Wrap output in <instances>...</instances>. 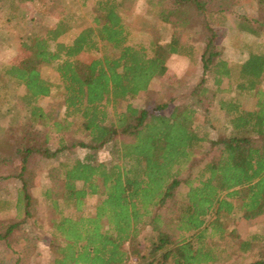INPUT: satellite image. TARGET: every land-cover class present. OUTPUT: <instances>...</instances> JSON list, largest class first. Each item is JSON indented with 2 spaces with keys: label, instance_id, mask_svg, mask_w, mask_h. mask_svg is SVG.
I'll return each mask as SVG.
<instances>
[{
  "label": "trees",
  "instance_id": "16d2710c",
  "mask_svg": "<svg viewBox=\"0 0 264 264\" xmlns=\"http://www.w3.org/2000/svg\"><path fill=\"white\" fill-rule=\"evenodd\" d=\"M238 1L146 0L148 13L175 26L168 40L143 43L124 21L133 0H77L44 32L21 38L18 61L2 66L24 87L18 99L26 113L0 127V180L20 185L15 200H0V212L15 208L0 214V243L14 254L0 264H32L37 240L22 225L37 223L32 183L41 161L107 144L106 161L87 154L48 168L45 264H225L243 253L252 256L246 264H264L262 236L243 240L226 229L235 211L247 219L264 214V44L241 62L226 60L216 44V21ZM60 4L54 0L50 10ZM191 27L202 44V71L186 100L159 95L134 106L166 74L170 57L194 58L195 46L182 40ZM83 52L96 56L84 62ZM47 65L57 82L43 75ZM53 90L61 94L60 116L40 105ZM38 125L49 128L41 135ZM51 129L59 134L52 139Z\"/></svg>",
  "mask_w": 264,
  "mask_h": 264
},
{
  "label": "rangeland",
  "instance_id": "374dc122",
  "mask_svg": "<svg viewBox=\"0 0 264 264\" xmlns=\"http://www.w3.org/2000/svg\"><path fill=\"white\" fill-rule=\"evenodd\" d=\"M12 1L14 2L12 5L15 6V8L13 7L14 10L9 6ZM53 1L3 0L0 3V127L8 126L16 112H21L22 115L26 113L25 107L18 99L24 93V87L8 80L2 73V66L6 63L18 61L22 55L19 47L21 38L30 36L35 32H44L63 13L75 8L77 4V0H61V4L52 11L50 6ZM85 10L83 9L86 15ZM124 21L133 30L135 40L143 43H148L150 39H158L161 42L168 40L175 26L174 21L162 23L148 13L146 11V0H133L131 8L124 13ZM241 22L254 28L256 33L240 28ZM215 29L217 32L216 44L221 48L223 57L229 62H241L256 45L264 44V6H257L256 0H239L233 13L229 14L227 19L216 21ZM197 32L196 27L183 28L182 34L183 41L195 46L194 58L190 59L178 55L170 57L166 74L157 80L151 81L148 89L140 92L131 101L134 106L152 105L159 95L166 97V99L173 98L172 104L186 100L191 87L196 83L202 71L200 61L202 44L197 41ZM95 56L93 53L83 52L79 55V58L84 62H90ZM42 73L45 77L57 82L56 74L51 65L43 67ZM60 97L61 94L53 90L51 96L42 100L40 105L46 111L53 110L54 115L60 116L62 114V108L58 106ZM241 101L246 106L250 104V100L244 97H241ZM120 108L123 109L124 106ZM38 128L40 129L39 134L42 135L49 127L38 125ZM51 130L49 134L51 139L59 135L54 129ZM68 134V132H65L64 137H67ZM214 136L216 134L213 132ZM209 146L210 143L206 142L205 148L208 149ZM111 149V144L96 150L78 148L74 154L63 152L54 159L41 161V168L32 183V191L38 198L35 211L37 223L29 219L22 225V228L31 236L36 237L37 240L36 247L29 251L32 264H45L49 257L46 241L49 238L47 230L50 222L45 201L41 197V191L47 183L48 168L56 165L58 161L75 157L83 158L87 154H91L94 161H106L111 156ZM19 186V182L15 178L1 179L0 200H9L10 202L15 200ZM14 210V206L11 205L10 210L0 212V214L2 217L7 218L8 213L12 214ZM226 221L227 231L236 233L238 239L244 240L251 234H258L262 236L261 240L264 242V214L247 219L242 216L240 211H235ZM145 235L147 236V234ZM143 242L145 243L144 240ZM19 248L20 246L14 247L15 250H19ZM13 256V252L0 243V258L2 257L6 262H9ZM251 259L250 253H243L235 259L225 262V264H246ZM132 261L136 264L134 258Z\"/></svg>",
  "mask_w": 264,
  "mask_h": 264
},
{
  "label": "built area",
  "instance_id": "2783aa9c",
  "mask_svg": "<svg viewBox=\"0 0 264 264\" xmlns=\"http://www.w3.org/2000/svg\"><path fill=\"white\" fill-rule=\"evenodd\" d=\"M127 264H135L133 261L128 262Z\"/></svg>",
  "mask_w": 264,
  "mask_h": 264
}]
</instances>
